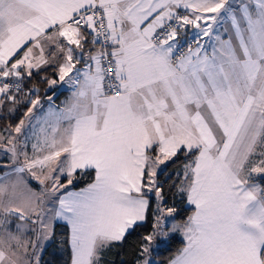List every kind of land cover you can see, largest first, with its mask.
I'll list each match as a JSON object with an SVG mask.
<instances>
[{
    "label": "snow or ice",
    "instance_id": "1",
    "mask_svg": "<svg viewBox=\"0 0 264 264\" xmlns=\"http://www.w3.org/2000/svg\"><path fill=\"white\" fill-rule=\"evenodd\" d=\"M225 17L234 36L217 35L209 54L199 39ZM188 26L197 47L177 54ZM51 66L45 83L73 86V103L50 112L32 157L17 150L24 120L0 136L14 163L23 156L14 171L39 185L0 180V264H40L58 221L70 228L71 264H100L147 221L149 194L136 264H155L176 232L186 243L169 264H264V187L252 182L264 181V0H0V106ZM29 103L31 119L40 100ZM181 156L177 191L192 206L182 225L157 180ZM89 170L91 184L68 190Z\"/></svg>",
    "mask_w": 264,
    "mask_h": 264
},
{
    "label": "trees",
    "instance_id": "2",
    "mask_svg": "<svg viewBox=\"0 0 264 264\" xmlns=\"http://www.w3.org/2000/svg\"><path fill=\"white\" fill-rule=\"evenodd\" d=\"M183 37L188 36H182L181 39ZM21 84L32 92L33 88L39 91L38 94H34L33 100L36 97L42 96L46 98V93L44 92V85L46 83L45 79L41 76V72L33 74L31 78L25 79ZM16 96L17 103L13 104L12 101H5L4 109H0V131L4 128H15L25 118L28 109L31 107L29 103L30 99L26 96L22 94ZM45 104L46 102L42 106ZM16 105V108L13 107ZM185 163L186 158L182 156L175 159V162L170 161L164 167L166 171L162 174L158 173L157 177L158 182L163 186L165 203L168 206L175 205L179 210L174 221L179 224H183L187 220V217L192 215V206L187 205L186 196L177 191V185L182 179V168ZM3 171L4 168L0 167V174ZM94 178V170L78 173L70 187L73 189H82L92 183ZM252 182L264 187V181H261L258 177L254 178ZM149 195L151 203L147 221L141 228L127 235L123 242L113 244L105 249L100 258V264H136L139 250L138 245L142 236L151 231L153 213L156 207L154 195ZM69 235L70 228L66 224L57 222L52 240L42 253L40 264H71L72 250L69 243ZM173 237L168 247L160 248L153 252L152 257L158 261V264H169L185 246L186 241L181 235L173 234Z\"/></svg>",
    "mask_w": 264,
    "mask_h": 264
},
{
    "label": "crops",
    "instance_id": "3",
    "mask_svg": "<svg viewBox=\"0 0 264 264\" xmlns=\"http://www.w3.org/2000/svg\"><path fill=\"white\" fill-rule=\"evenodd\" d=\"M179 11H184L186 13L190 12V10H185V9H180ZM193 30L196 31V33L198 32V29L193 28L192 26H188L186 29H181L179 31L178 38H177L178 39V42H179V45L181 43V37L182 36H188L190 38L196 39V36H190V33ZM217 35H219V37L221 38V40H228L230 38H233L234 33H233L232 28H231V21H230V19H228L227 17H225V18H223L220 21L219 24L215 25V30H214L211 38H209V37H203V38H200L199 39V43L203 46V49L206 50L209 54H211L213 47H218V42L216 40V36ZM195 48H193V49H195ZM90 49L93 50V51H98L99 50V47L96 46L95 48H93V46L91 44H88L86 46V48H85V52L89 51ZM77 67L78 68L79 67H82V65L81 64H78ZM39 72H41V76L44 79L45 78L52 79V78H55V76H56L55 66H51V67H48V68H42ZM36 73L37 72L34 70L33 71V74H36ZM66 80H67V78H66ZM44 87H45L44 88V92L46 93V95H47V91H49V93H48V95H50V96H48L49 97L48 98L49 101H48V99L45 100V101H43V104L45 102H46V104L44 106H41L40 108L36 109L35 110L36 111V114H42L41 116H44L47 112H59V110L66 109L70 105L69 103L72 101L71 98L73 97V91H74V87L73 86H70L69 84H67L65 82H59L58 81V83L56 85L52 86V87H49V85L47 83L44 85ZM54 95H56L55 98H54ZM4 105H5V103H4ZM1 107L2 106H0V108ZM51 119L53 120V122L48 124V129H50V126L55 123V117L54 116H51ZM61 126L62 127L63 126H66V123L65 122H61ZM13 130H14V128H12V129H6V128H4V129L1 130V133L0 134L3 135V136H8L9 132H12V134H15ZM29 133H30V131H29ZM27 134H28V132H26L24 136H26ZM31 134L32 133H30V135ZM32 142H33V140H32ZM31 147H32V144H31ZM31 147L29 146L30 150H31ZM6 161H7V159L0 160V162H6ZM17 166L18 165H15L13 167H17ZM182 170H183V168H182ZM11 173L12 174H17L14 170L12 171L9 168H4V171L0 174V180H3V177L6 174H11ZM19 175L23 176V175H25V173L19 174ZM65 179L63 180L64 183L66 182ZM68 190L78 192L81 189H73L70 186H68ZM58 223L66 224L64 221H58ZM41 256H42V254H41Z\"/></svg>",
    "mask_w": 264,
    "mask_h": 264
},
{
    "label": "rangeland",
    "instance_id": "4",
    "mask_svg": "<svg viewBox=\"0 0 264 264\" xmlns=\"http://www.w3.org/2000/svg\"><path fill=\"white\" fill-rule=\"evenodd\" d=\"M237 1L239 2V0H230V3H233L234 5H236V4H238ZM196 34H197L196 31L193 30V31H191L190 36H196ZM47 93H49V91H47ZM48 96H50V95L47 94L46 98H45V96L35 98V99L39 98V100H40L39 106L32 110L31 119H29L28 116H25V118H24L25 124H24V127L22 129V133L18 136H16V134H13V136H16L17 150L20 151L21 149H23V151H25L29 157H32L34 155L33 145L38 143V138L40 141H42V139H43L44 133L41 132V128H44V129L50 131V129H48V124L53 122V120L51 119V116H50V112H47L44 116H41L42 114H36V111H35L36 109L40 108L43 105V101L47 100L49 98ZM55 97H56V95H54V98ZM71 100L72 101L69 104L73 103L74 97H72ZM48 101H49V99H48ZM4 106H2L0 109H4ZM13 107L16 108L17 105L13 106ZM45 121H48V123H46ZM6 129H12V128H6ZM29 131H30V133H32L31 135H30ZM26 132H28V134L26 136H24ZM0 133H1V131H0ZM0 136H3V135L0 134ZM3 137L7 138L8 136H3ZM31 139L33 140V142ZM31 144H32V147H31ZM29 146L31 147V150H30ZM6 147H10L9 145L6 144V142L0 143V160L7 159L6 162H0V167L9 168L10 170L13 171L15 168L13 166H15V165L19 166V163H22L23 156L20 157L19 163H14L11 153L5 151ZM161 167L164 168L165 165L161 166ZM183 170H184V167H183ZM183 170H182V173H183ZM17 175H19V174H12V173L6 174L3 177V179H9L10 178V179L14 180ZM23 176L25 177L26 180L30 181V187H32L34 190H37V191L39 190V185L35 180H32L31 177L27 173H25V175H23ZM255 178H257V177H255ZM64 179L65 178H61V183H64L63 182ZM65 181H66V179H65ZM257 185L262 187L260 184H257ZM68 186H70V185H68ZM55 224H54V228H55ZM176 224H179V223H176ZM180 225H182V224H180ZM53 233H54V229H53ZM173 234H179L183 237V234L181 232H176ZM52 236H53V234H52ZM51 240H52V237L50 240L45 242V244L43 245L42 250L39 253L40 259H41V254L43 253L44 249L49 245ZM151 258L155 261V264H158V261L156 259H154L153 257H151Z\"/></svg>",
    "mask_w": 264,
    "mask_h": 264
},
{
    "label": "built area",
    "instance_id": "5",
    "mask_svg": "<svg viewBox=\"0 0 264 264\" xmlns=\"http://www.w3.org/2000/svg\"><path fill=\"white\" fill-rule=\"evenodd\" d=\"M180 12H181V14H185L186 13L184 11H180ZM189 46L191 48H195L197 46V43L195 42V39L194 38H190V37H183L181 39L180 45L177 48V54H186L188 52ZM109 79H111V74H109ZM20 87H21V91L20 92H15V89L13 88V91L15 92V95L22 94V95L26 96L28 99H32L34 97V93L31 90L26 89L25 87H23L22 84L20 85Z\"/></svg>",
    "mask_w": 264,
    "mask_h": 264
},
{
    "label": "water",
    "instance_id": "6",
    "mask_svg": "<svg viewBox=\"0 0 264 264\" xmlns=\"http://www.w3.org/2000/svg\"><path fill=\"white\" fill-rule=\"evenodd\" d=\"M34 94H38L39 91H37L35 88H33Z\"/></svg>",
    "mask_w": 264,
    "mask_h": 264
}]
</instances>
